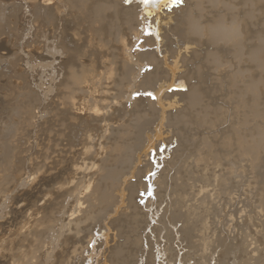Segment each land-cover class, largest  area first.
Instances as JSON below:
<instances>
[{
	"label": "bare ground",
	"instance_id": "6f19581e",
	"mask_svg": "<svg viewBox=\"0 0 264 264\" xmlns=\"http://www.w3.org/2000/svg\"><path fill=\"white\" fill-rule=\"evenodd\" d=\"M0 10V48L26 100L25 134L8 140V165L17 164L20 145L30 164L20 185L27 190L3 192L1 210L35 186L38 193L28 223L0 238V264H102L95 258L109 231L118 240L106 251L109 264H138L145 254L157 264L156 243L142 246L151 236H142L153 217L146 209L176 181L188 191L172 189L178 204L193 203L189 223L202 233L210 214L215 225L196 235L200 248L209 255L222 246L219 229L236 232L234 222L254 205L251 175L264 167V0H0ZM227 110L241 116L227 122ZM174 142L175 158L159 159Z\"/></svg>",
	"mask_w": 264,
	"mask_h": 264
},
{
	"label": "rangeland",
	"instance_id": "374dc122",
	"mask_svg": "<svg viewBox=\"0 0 264 264\" xmlns=\"http://www.w3.org/2000/svg\"><path fill=\"white\" fill-rule=\"evenodd\" d=\"M0 12H1V10H0ZM2 15H3V11L0 13V18H1L0 19V29H1V25H2L1 23H3L2 21L5 18V17H3V16H5V14L3 16ZM23 16L25 17V19L29 18L28 13L23 15ZM27 39H31L32 41L34 40L31 38V36H30V38L27 37ZM0 50H1L0 56L2 55L0 57V212L3 211L4 214H9L12 210V213L10 214V216L9 215L8 216L7 215L0 216V238L1 237L6 238V237H8V235L11 234V232L14 229L20 228L22 225L25 224V222H26V224L28 223L27 218L30 214L29 211H31V213H32L34 211V208H35L31 204V201L37 199L36 196L38 193H37V186H35L31 190V193H32L31 196H29L30 193L28 192V194L24 195L22 197V199H20V201H18L17 199H14L13 202L17 203V207H12L11 210L9 208L8 209L5 208L4 210L2 208V210H1V207L4 204V201H2V198L4 197L3 192L6 194V197H8V195H11V196L13 195L14 189H17L16 192L17 191H19V192L24 191L25 192L27 190L28 186H20V185H25V182L28 180L27 175H28V170H29L30 164L28 161H26V158H27L26 153L27 152L24 150L25 148L21 147V145H20V150H23V152H22L23 154H21V156H17L18 157L16 159L17 164L15 166H11L12 163H11V165H8L10 163V159H11L10 156H12V154L10 155V151H9L10 150L9 149V147H10L9 141H11L9 139H12V140H13V138L18 139L19 140L18 142H20L22 140L21 138L25 134L24 129L22 130V128H21L22 126L20 125L19 119H20L21 115L19 113V109H21V106L25 105L24 102L26 100H24L25 99L24 94H22L19 90L20 87L22 86V82L19 81V79L17 80V76H14L15 75V72H13V71H15L13 68L14 65H13V63H10V62H12V60L10 61L9 56L7 57V56L3 55L4 52H3L2 48H0ZM21 53L22 52L20 50L17 52V54L20 56H21ZM7 63H8V65H7ZM23 64H21V66H22V68H24V67L26 68V71H25L26 75L29 74L30 75L29 78L32 77V79H33V76L34 77L36 76L38 69L31 72L30 71V65L29 64L27 65L26 63H23ZM10 65H13V66H10ZM11 68H13V71ZM27 71H29V72H27ZM8 76H10V77H8ZM14 77H16V78H14ZM36 77H38V76H36ZM30 87H32V88H30V90L32 89L31 91H33V89L36 88L34 84H32V86H30ZM34 90L37 91V88ZM261 90L264 91V87H261ZM235 91H237V90H235ZM12 92H13V94H12ZM235 94H233L234 96L232 94H230V96H232V98H234V97L238 98V96ZM31 96H33V97H31ZM31 96H30L31 98L35 99V97H34L35 94H33ZM261 97H262L261 98L262 102H260L261 103L260 106L262 109V113L264 114V109H263L264 108V103H263L264 102L263 101L264 100V92H262ZM34 99L32 101H34ZM221 99H222L223 103H225L224 97ZM227 106H230V109H231L232 103L227 102ZM231 110H227V112L225 113L226 119H228L227 122L231 121L232 118L235 119L236 117H238L240 115L239 114L238 116L235 117V115L239 113L237 111L238 113L235 112V114L233 116L234 112H232ZM229 111L231 112V115L233 116V117L231 116V118H230V112ZM18 113L20 116L16 115ZM240 113H242V112H240ZM227 116H228V118H227ZM263 117H264V115H263ZM233 119H232V122L234 121ZM11 122H12V124H11ZM13 126H14V128H13ZM18 128H19V130H18ZM14 129H15V131H14ZM17 131L18 132L23 131V132L18 133ZM15 136H17L18 138H15ZM175 149H177L176 142H174L168 148V153L166 154V156L165 155L159 156V159L165 160L167 162L171 161V159L175 158L174 153H173V150H175ZM163 151H164V148L163 149L161 148L159 150L160 153H162ZM148 152H149V150H148ZM7 154H8V156H7ZM262 166H261V168H263V169H257L256 173L253 174V175H255V177L251 175V177H253V179H255V180L252 179V181L253 182L256 181L255 182L256 185H255V183L252 182L254 184V185L253 184L252 185L255 187L253 190L254 192L252 191L254 205L251 204L250 208H248V213L245 215V217H244L245 219L243 221H241V222L237 221L238 223L234 222V230L237 233L233 231L234 234L233 233L228 234L227 231L225 232V230H223L224 227H221L222 230L219 229L220 233L222 235L224 234V236H221V238L225 242L222 241L223 242L222 246L215 247L214 253L212 251H209V253L211 254V252H212L213 255L212 254L208 255V253L203 250L204 249L203 247H201L202 249L200 248L201 245L198 244L199 243L198 238H200V235L203 232L206 234L207 230H208V232L212 233L215 230V225L212 222L210 214L208 215V217L206 216L207 217L206 219L208 220V226H207L208 229L206 227L205 229H207V230H204L202 233H199V231H198L200 229L201 224L196 223L194 221H193L194 223L193 222L191 224L189 223V221L190 222L192 221L191 220L192 215H190V214H192L191 209H193V207H192L193 203L192 202H190V203L181 202V203H179L180 204L179 205L178 202L176 201V199H177L176 194L188 192V191H185V189L182 190V188L179 185L180 181L174 182V185H172V188H170L169 194L166 195V197H164L163 193H161V194H163V196H161V194H160V197L157 196V198H154L152 196L153 193H151V195H146L147 196L146 199H149L152 196L150 198V199H152V204H150L152 206H151V208L149 207L150 210L146 209V211L147 212L149 211V214L153 217H152V220H151L152 222L149 225V227L144 229L146 227L145 224H147V221H145L146 223L143 225L144 227H143L142 236L151 235L150 239H148V241L146 239H144V242H142V246L145 247L144 249L149 250V247L150 248L152 247L151 242L156 243L153 246V248H156V249H154V250L152 249L151 253L152 254H158L157 251H158V249H160L161 252L158 251L160 255H158V257L156 258L157 264L161 261H162V264H207V260H210V259H211V261L210 262L208 261L209 264H264V167H262ZM156 167H157V169H156L157 171L155 170L154 175L163 169V165L161 164V166L159 165ZM150 175H152V174H150ZM76 178H77V176H75V177L73 176V179H76ZM45 181H44V183H45ZM73 185L74 184H71L69 187L73 188ZM178 186L180 187V190L178 189ZM253 186H252V189H253ZM172 189H175L178 192L176 194L174 193L172 195L171 194ZM248 195L250 198L251 195L249 194V192H247V196ZM240 196H241V194L239 193L238 198ZM158 197H159V200L161 198L160 201L158 200ZM68 198H67V200H65L63 202L64 205L67 204L68 200L70 202L72 201V197H68ZM21 200H23L24 202ZM221 200H224V196L221 197ZM168 201H169V203H168ZM233 203H234V206L237 205L236 202H233ZM255 203L257 204L258 208H257ZM8 205H9V203H8ZM30 205H32V206H30ZM255 206H256V208H255ZM189 207H191V208H189ZM251 207H253V210ZM122 208L125 209V207H123V206H122ZM166 209H167V211L165 213L164 210H166ZM14 210H18V211H16L14 213ZM211 210L213 211V209H211ZM227 210L229 211V209H226V211ZM250 213H252V214H250ZM164 214H166L165 218L162 217V215H164ZM110 216L114 219L118 218L117 215H110ZM246 216H248L250 218L249 220H251L252 222H249V221L247 222L248 218ZM128 219L129 218H127V220ZM123 221H122L124 223L123 225L125 226L124 232H125V230L127 232L129 230L128 224L130 222L126 221V217L123 219ZM239 223H241V224H239ZM98 226H99V224L97 225L95 230L99 229ZM237 226H238V228H237ZM153 227H158L156 230L157 232L155 231V233H150L151 232L150 230ZM95 230H94V232L97 234V231H95ZM222 231H224V232L222 233ZM197 233H199V234H197ZM204 233H203V235H204ZM225 233H227V234H225ZM109 234L110 235L106 238L107 241L109 242V244L106 243V245H104L102 248H100V250H98V252H100V254H102L104 256H101L99 254L95 258L99 262H101V263L103 262L102 264H109V261L107 262L106 260H109V258H110L109 256H113V255L111 253L110 254L106 253V251L110 250V247L112 248V247L116 246L117 241H118L117 239H115L113 241H112V239H110V236L113 238V236L115 235L114 231H111V232L109 231ZM196 235H199V237ZM151 237H153V238H151ZM203 237H205V236H203ZM224 237H226V238H224ZM230 237H232V238L234 237V239H231ZM48 240H50V237ZM99 242H101V239H99ZM147 242H149V244H147ZM139 248H141V244L139 245ZM163 248L164 249L167 248V250L164 251ZM175 249L178 253L176 260L175 261L173 260L172 262H167L166 258L169 256V254H170L169 252H172L175 255L176 253L173 252ZM217 252H218V254H217ZM207 256H210V257H207ZM145 258H146V254L142 256V258L139 260L138 264H140L141 262H142V264H152L151 263L152 260H150V263H145ZM151 258H152V256H151ZM94 264H97V261L94 262Z\"/></svg>",
	"mask_w": 264,
	"mask_h": 264
},
{
	"label": "snow or ice",
	"instance_id": "6c2138e0",
	"mask_svg": "<svg viewBox=\"0 0 264 264\" xmlns=\"http://www.w3.org/2000/svg\"><path fill=\"white\" fill-rule=\"evenodd\" d=\"M126 2H132V0H126ZM172 3H178L179 0H171ZM140 3H143L145 5L148 4H156V3H167V0H140ZM151 33L145 31V35H150ZM144 95L150 96L152 99H156L155 96L152 95V93H144ZM154 175V173H152ZM151 188L149 187L148 195H151Z\"/></svg>",
	"mask_w": 264,
	"mask_h": 264
}]
</instances>
